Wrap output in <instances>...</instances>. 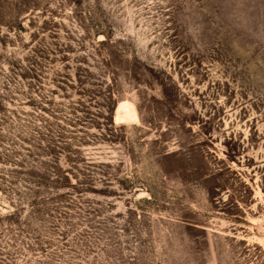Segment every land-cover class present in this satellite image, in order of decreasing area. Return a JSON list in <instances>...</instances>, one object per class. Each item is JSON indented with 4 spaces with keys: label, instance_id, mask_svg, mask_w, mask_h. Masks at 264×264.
<instances>
[{
    "label": "rangeland",
    "instance_id": "obj_1",
    "mask_svg": "<svg viewBox=\"0 0 264 264\" xmlns=\"http://www.w3.org/2000/svg\"><path fill=\"white\" fill-rule=\"evenodd\" d=\"M0 264H264V0H0Z\"/></svg>",
    "mask_w": 264,
    "mask_h": 264
},
{
    "label": "bare ground",
    "instance_id": "obj_2",
    "mask_svg": "<svg viewBox=\"0 0 264 264\" xmlns=\"http://www.w3.org/2000/svg\"><path fill=\"white\" fill-rule=\"evenodd\" d=\"M114 120L117 123H123V124L137 123L138 118L133 105L127 101L119 103L115 111ZM260 242L262 241H259V243Z\"/></svg>",
    "mask_w": 264,
    "mask_h": 264
}]
</instances>
